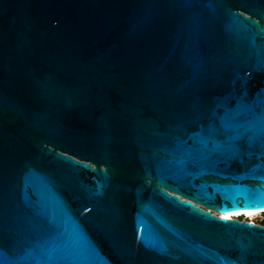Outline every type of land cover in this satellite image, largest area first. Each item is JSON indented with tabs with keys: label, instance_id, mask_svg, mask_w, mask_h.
Masks as SVG:
<instances>
[{
	"label": "water",
	"instance_id": "1",
	"mask_svg": "<svg viewBox=\"0 0 264 264\" xmlns=\"http://www.w3.org/2000/svg\"><path fill=\"white\" fill-rule=\"evenodd\" d=\"M261 210L264 0H0V264H264Z\"/></svg>",
	"mask_w": 264,
	"mask_h": 264
},
{
	"label": "built area",
	"instance_id": "2",
	"mask_svg": "<svg viewBox=\"0 0 264 264\" xmlns=\"http://www.w3.org/2000/svg\"><path fill=\"white\" fill-rule=\"evenodd\" d=\"M212 214H214V213H212ZM217 216H220V215H217ZM238 217H241V220H243L245 222H249V223H252V224H255V225L264 226V223H263V220H264V211H260V212H257L255 214H253L251 216V218L243 217V216H240V215ZM235 219H237V218H235Z\"/></svg>",
	"mask_w": 264,
	"mask_h": 264
},
{
	"label": "bare ground",
	"instance_id": "3",
	"mask_svg": "<svg viewBox=\"0 0 264 264\" xmlns=\"http://www.w3.org/2000/svg\"><path fill=\"white\" fill-rule=\"evenodd\" d=\"M261 211H264V210H261ZM257 212H260V211H239V212H231V213L221 214L220 216L223 217V218H226V219H232L231 218L232 216L237 217L239 215H241V216L242 215H252V214H255Z\"/></svg>",
	"mask_w": 264,
	"mask_h": 264
},
{
	"label": "flooded vegetation",
	"instance_id": "4",
	"mask_svg": "<svg viewBox=\"0 0 264 264\" xmlns=\"http://www.w3.org/2000/svg\"><path fill=\"white\" fill-rule=\"evenodd\" d=\"M253 215V214H252ZM252 215H246L247 216V218H251L250 216H252ZM244 217V216H243ZM241 219V218H240ZM263 223H264V220H263Z\"/></svg>",
	"mask_w": 264,
	"mask_h": 264
},
{
	"label": "trees",
	"instance_id": "5",
	"mask_svg": "<svg viewBox=\"0 0 264 264\" xmlns=\"http://www.w3.org/2000/svg\"><path fill=\"white\" fill-rule=\"evenodd\" d=\"M242 216H244V217H247L246 215H242ZM238 220H241L240 218H237Z\"/></svg>",
	"mask_w": 264,
	"mask_h": 264
},
{
	"label": "rangeland",
	"instance_id": "6",
	"mask_svg": "<svg viewBox=\"0 0 264 264\" xmlns=\"http://www.w3.org/2000/svg\"><path fill=\"white\" fill-rule=\"evenodd\" d=\"M233 217H234V216H232L231 218H233ZM235 218H241V217H238V216H237V217H235Z\"/></svg>",
	"mask_w": 264,
	"mask_h": 264
},
{
	"label": "clouds",
	"instance_id": "7",
	"mask_svg": "<svg viewBox=\"0 0 264 264\" xmlns=\"http://www.w3.org/2000/svg\"><path fill=\"white\" fill-rule=\"evenodd\" d=\"M241 216V215H240Z\"/></svg>",
	"mask_w": 264,
	"mask_h": 264
}]
</instances>
